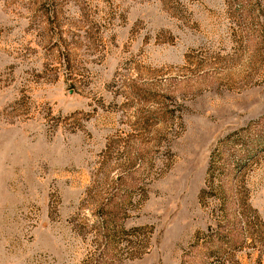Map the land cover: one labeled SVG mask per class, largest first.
Listing matches in <instances>:
<instances>
[{
  "label": "rangeland",
  "instance_id": "1",
  "mask_svg": "<svg viewBox=\"0 0 264 264\" xmlns=\"http://www.w3.org/2000/svg\"><path fill=\"white\" fill-rule=\"evenodd\" d=\"M0 264H264V0H0Z\"/></svg>",
  "mask_w": 264,
  "mask_h": 264
},
{
  "label": "trees",
  "instance_id": "2",
  "mask_svg": "<svg viewBox=\"0 0 264 264\" xmlns=\"http://www.w3.org/2000/svg\"><path fill=\"white\" fill-rule=\"evenodd\" d=\"M223 143V142H222ZM221 239H218V241H220Z\"/></svg>",
  "mask_w": 264,
  "mask_h": 264
}]
</instances>
